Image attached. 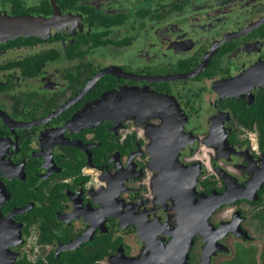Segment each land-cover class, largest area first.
Returning a JSON list of instances; mask_svg holds the SVG:
<instances>
[{"label":"flooded vegetation","instance_id":"flooded-vegetation-1","mask_svg":"<svg viewBox=\"0 0 264 264\" xmlns=\"http://www.w3.org/2000/svg\"><path fill=\"white\" fill-rule=\"evenodd\" d=\"M2 17L0 264H264V0Z\"/></svg>","mask_w":264,"mask_h":264},{"label":"water","instance_id":"water-1","mask_svg":"<svg viewBox=\"0 0 264 264\" xmlns=\"http://www.w3.org/2000/svg\"><path fill=\"white\" fill-rule=\"evenodd\" d=\"M32 22L35 21H29V18L25 20L11 17L0 18V42L6 41L9 38H14L23 33L25 35L31 33L32 28L28 24L30 23V25H32Z\"/></svg>","mask_w":264,"mask_h":264},{"label":"clouds","instance_id":"clouds-1","mask_svg":"<svg viewBox=\"0 0 264 264\" xmlns=\"http://www.w3.org/2000/svg\"><path fill=\"white\" fill-rule=\"evenodd\" d=\"M92 168L91 167H88V166H85V167H83L82 169H81V173L82 174H85V175H87V174H89V173H92ZM96 177H95V175H93V179H95Z\"/></svg>","mask_w":264,"mask_h":264}]
</instances>
